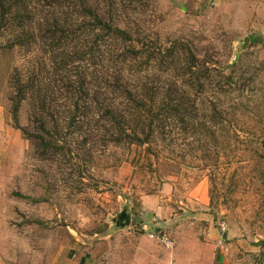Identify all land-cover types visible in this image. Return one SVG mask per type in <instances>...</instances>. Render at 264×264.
<instances>
[{
	"label": "rangeland",
	"instance_id": "374dc122",
	"mask_svg": "<svg viewBox=\"0 0 264 264\" xmlns=\"http://www.w3.org/2000/svg\"><path fill=\"white\" fill-rule=\"evenodd\" d=\"M91 1L113 27L133 33L131 43L142 49V92L149 96L151 83L156 108L167 99L170 112L156 117L155 130L164 128L149 150L116 141L106 122L70 133L59 97L68 106L81 93L64 79L76 82L84 70L110 75L114 66L99 52L110 50L112 37L93 44L97 58L78 56L65 67L42 39L20 31L15 11L2 22L0 2V264H138L139 247L159 251L144 264H170L168 242L175 248L179 235L206 228L220 234L222 223L235 250L230 264H252V243L264 241V0ZM29 5L39 17L38 0ZM116 43L121 54L123 43ZM37 84L60 118L45 153L21 130L37 129L28 102L18 123L13 114V92L30 98ZM100 88L128 105L113 87ZM124 210L132 224L120 230L113 220Z\"/></svg>",
	"mask_w": 264,
	"mask_h": 264
},
{
	"label": "trees",
	"instance_id": "16d2710c",
	"mask_svg": "<svg viewBox=\"0 0 264 264\" xmlns=\"http://www.w3.org/2000/svg\"><path fill=\"white\" fill-rule=\"evenodd\" d=\"M67 1L38 0L39 5L43 8L39 17H36L37 14L31 11L29 0H13L9 2L1 0L0 2L3 3V5L1 3V21L8 23V16H10L8 13L15 11L14 14L12 12L13 15L11 16L13 20L18 22L20 27L24 26L20 31L32 32L34 40L42 39L44 47L46 46L48 51L51 50L56 58L60 57L63 59L62 63H64L65 67L68 66L70 61L75 63L74 60L78 56L81 60H84V57L97 58V54L92 49V47L95 48L93 44L99 42V36H101L100 38H104L107 35L111 36L113 41L109 45L110 50H104L103 47H100L102 51L99 52L102 62H106L104 59H107L106 63H109L110 67L114 66L113 71L110 73L111 76L108 73H104L100 77H95V72L87 75L84 70V73L78 75L77 81L74 82L68 75L65 77L67 79L63 78L67 86H74L75 84L81 95L78 97L71 96L69 102L73 103L68 106H63L59 97V105L64 107L65 113L68 114V117L64 116V120L70 133H72V129L75 126L82 125L84 128L86 125L89 127L93 124L106 122L111 127L110 130L106 131V134L109 133L116 141L121 142L120 140L128 138L130 139L129 143L148 145L149 150L150 144H152L151 136L153 137L155 132H163L161 128H164V126L158 125V129L155 130L156 117L160 120L164 116L162 113L170 112V105L166 99L160 109L156 108L155 99L157 93L151 83H148L149 88L146 86L149 96L142 92L144 76L137 69L141 60L142 51L140 50L142 49L131 43L133 39L132 32L113 27L98 12L91 0H69L71 3L66 5ZM61 5H63L62 8ZM30 11L35 18L30 19ZM33 26L41 29V32L35 34ZM21 34L24 33H17V35ZM93 35L94 37L97 36L95 42L88 40ZM19 37L21 36H16L11 43V47L14 46ZM76 38L81 40L78 41L75 48H70V40L73 41ZM117 41L123 43V52L121 54H118L121 45L118 46ZM171 52L173 50L169 49L167 56ZM68 59L70 60L67 61ZM99 86L113 87V94L119 91L117 98L127 101L128 105L118 103L116 97L112 101L108 96L103 95ZM31 88L32 94L30 98H28L26 92L25 95H21V92H19V97L18 93L13 92L12 101H15L13 109L14 121L18 123L20 109L24 102L27 101L32 108L29 113L30 122L36 125L37 129L32 133L26 128H19L28 138H35L33 139L35 142L39 140L40 146L42 145L44 150L43 153H45L51 149V142H54L55 133H57V130L53 133L51 128H59L60 118H55L54 115L50 114L51 110L47 106L48 97L42 93L43 91L39 90L42 87L37 84L32 85ZM168 88H171V85ZM181 97L183 98L184 96ZM86 98L89 100V105H81L80 102L86 100ZM38 102H41L40 110L35 109V106H38L36 105ZM51 103L55 105L52 100ZM55 106L59 107L57 104ZM155 112L157 113L155 114ZM145 118L146 123H144Z\"/></svg>",
	"mask_w": 264,
	"mask_h": 264
},
{
	"label": "crops",
	"instance_id": "0c3cea01",
	"mask_svg": "<svg viewBox=\"0 0 264 264\" xmlns=\"http://www.w3.org/2000/svg\"><path fill=\"white\" fill-rule=\"evenodd\" d=\"M205 219L204 217L203 220ZM226 236L227 234L225 235L223 233L215 234V231L209 228L201 229L199 235L193 234L192 232L187 233V235L184 233V235H179V244L175 248L167 249L165 252L168 254L170 264H230L228 257L230 253L232 255L235 250L233 248L234 246L226 243ZM149 237L155 240L154 235H150ZM146 244L147 241L143 246ZM252 245L254 246L252 248V264H264V241L257 237ZM151 246L155 247L153 242ZM158 252L159 251L156 249L147 251L139 247L137 248V257L135 261H137L138 264H144V262L149 260L148 254L159 256ZM146 254L148 258L145 257ZM152 258L153 257H151L150 260H152Z\"/></svg>",
	"mask_w": 264,
	"mask_h": 264
},
{
	"label": "water",
	"instance_id": "95a60500",
	"mask_svg": "<svg viewBox=\"0 0 264 264\" xmlns=\"http://www.w3.org/2000/svg\"><path fill=\"white\" fill-rule=\"evenodd\" d=\"M248 42L249 39L247 38L244 43V47L247 46ZM113 221L117 229L125 230L131 227L132 216L127 210H124L121 213H119L118 216Z\"/></svg>",
	"mask_w": 264,
	"mask_h": 264
},
{
	"label": "built area",
	"instance_id": "2783aa9c",
	"mask_svg": "<svg viewBox=\"0 0 264 264\" xmlns=\"http://www.w3.org/2000/svg\"><path fill=\"white\" fill-rule=\"evenodd\" d=\"M220 227H221L222 233L225 234L227 232V225L225 223H222ZM166 246L168 247V249H171L173 248L174 243L170 241L166 244Z\"/></svg>",
	"mask_w": 264,
	"mask_h": 264
}]
</instances>
